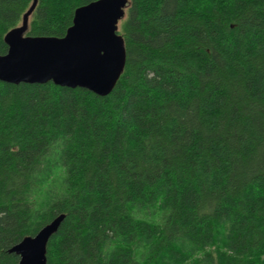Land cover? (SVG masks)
Segmentation results:
<instances>
[{
  "label": "trees",
  "instance_id": "1",
  "mask_svg": "<svg viewBox=\"0 0 264 264\" xmlns=\"http://www.w3.org/2000/svg\"><path fill=\"white\" fill-rule=\"evenodd\" d=\"M96 0H38L65 36ZM33 0H0L4 37ZM114 89L0 80V264H264V0H129Z\"/></svg>",
  "mask_w": 264,
  "mask_h": 264
},
{
  "label": "water",
  "instance_id": "2",
  "mask_svg": "<svg viewBox=\"0 0 264 264\" xmlns=\"http://www.w3.org/2000/svg\"><path fill=\"white\" fill-rule=\"evenodd\" d=\"M37 3L33 0L22 24L4 37L8 51L0 54V80L15 84L52 81L108 95L126 64L125 41L118 28L129 0H96L78 7L63 37L26 34ZM64 217H55L10 249L20 256L19 264H47L48 242Z\"/></svg>",
  "mask_w": 264,
  "mask_h": 264
},
{
  "label": "rangeland",
  "instance_id": "3",
  "mask_svg": "<svg viewBox=\"0 0 264 264\" xmlns=\"http://www.w3.org/2000/svg\"><path fill=\"white\" fill-rule=\"evenodd\" d=\"M122 20V19H121ZM120 29H121V24H120V22H119V28H118V31H120Z\"/></svg>",
  "mask_w": 264,
  "mask_h": 264
}]
</instances>
